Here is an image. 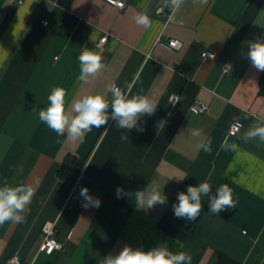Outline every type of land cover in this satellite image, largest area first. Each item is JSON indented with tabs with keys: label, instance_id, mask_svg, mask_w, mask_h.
Segmentation results:
<instances>
[{
	"label": "crops",
	"instance_id": "0c3cea01",
	"mask_svg": "<svg viewBox=\"0 0 264 264\" xmlns=\"http://www.w3.org/2000/svg\"><path fill=\"white\" fill-rule=\"evenodd\" d=\"M122 1L123 9L106 0H0V186L34 188L24 221L0 224V264L15 254L24 264H98L124 245L148 250L163 242L190 254L191 264H264V143L241 138L264 121L262 72L245 56L247 42L264 37V0H209L206 6L185 0L175 15L164 0ZM142 12L150 27L136 25L133 17ZM171 39L182 46L171 47ZM83 47L100 54L105 65L88 81L78 79ZM207 50L216 57L203 59ZM112 84L129 98L148 96L157 104L154 115L141 118L143 133H127L129 141L121 140L126 130L112 120L76 142L39 120L54 87L66 91L70 109ZM176 94L181 99L173 105ZM197 101L207 103L204 113L193 109ZM161 120L164 129L158 128ZM233 123L242 125L236 135L228 133ZM194 129L203 135L193 137ZM226 136L239 151L221 149ZM209 139L210 153L196 148ZM70 160L75 181L59 173ZM209 174L212 192L227 184L235 207L217 216L204 197L197 220L176 218L177 193ZM180 175L187 179L177 182ZM151 182L164 186L167 203L137 209L134 193ZM94 186L113 195L120 186L130 195L118 203ZM81 187L101 200L99 208L81 206ZM48 221L56 223L65 245L52 255L41 250Z\"/></svg>",
	"mask_w": 264,
	"mask_h": 264
},
{
	"label": "clouds",
	"instance_id": "9594fccd",
	"mask_svg": "<svg viewBox=\"0 0 264 264\" xmlns=\"http://www.w3.org/2000/svg\"><path fill=\"white\" fill-rule=\"evenodd\" d=\"M209 0H192L193 4L206 6ZM185 0H164L163 6L168 8L172 15L178 13ZM171 19V16L169 17ZM136 25L144 28L151 26L150 17L146 13H138L133 17ZM246 58L252 67L258 72H264V38H257L247 42ZM80 64V81H88L90 77H95L105 67L102 62L103 57L83 47L77 57ZM111 93V99H108ZM66 91L60 87L52 88L48 95V105L39 110V120L46 124L58 136L67 134V138L73 142L82 141L85 134L90 132L93 127L100 128L108 124L109 120L115 122V127L125 129L126 134H121L122 141H129L128 132L135 129L143 133L145 130L141 124V118L154 115L157 104L148 96H129L117 85H110L103 94H88L75 100L70 109H66ZM245 119L247 117H244ZM242 127V125H238ZM165 121L158 123V128L164 129ZM193 137L203 135L202 130L194 129L191 131ZM245 142L259 139L264 143V121L250 125L241 137ZM212 141H199L196 144L198 150L205 153L212 151ZM224 151L237 152L239 145L231 142L229 137H225L220 145ZM87 167V164H85ZM22 170V168L20 169ZM173 178V177H172ZM170 178V179H172ZM177 182L187 179V176L180 175L174 177ZM208 179L199 182L198 185H188L186 191L177 193L176 202L172 205V211L176 218L187 221H195L203 211V198L207 197L208 212L219 216L222 211L235 207L232 197V190L227 184L216 187L215 193L212 192V184ZM164 187V186H163ZM156 182L148 183L143 189L137 190L135 202L137 209L145 211L154 208L156 205L167 203V196ZM81 206L85 209L89 207L99 208L101 200L90 194L87 187H81L79 192ZM122 187L117 186L115 197L122 199L129 196ZM34 196V188L29 185L10 186L7 183L0 186V224L6 221L22 223L28 206ZM177 243V242H176ZM192 257L183 251L170 250L168 243L157 244L148 250L142 247L133 248L124 245L116 254L109 253L98 261V264H191Z\"/></svg>",
	"mask_w": 264,
	"mask_h": 264
},
{
	"label": "built area",
	"instance_id": "2783aa9c",
	"mask_svg": "<svg viewBox=\"0 0 264 264\" xmlns=\"http://www.w3.org/2000/svg\"><path fill=\"white\" fill-rule=\"evenodd\" d=\"M108 3H111L121 9L125 8L126 3L122 0H106ZM24 0H19V3H23ZM45 24H48V22H45ZM108 34L104 35L101 40H100V44L104 45L106 44L107 40H108ZM169 45L173 48L179 49L182 46V43L177 40V39H171L169 41ZM202 57L203 59H214L216 57V54L211 51V50H207L205 52L202 53ZM230 67L228 65H226L224 67L223 73H227L229 71ZM118 87H120L119 85H117ZM124 91V90H123ZM126 94H128L126 91H124ZM181 96L176 94L173 95L171 97V103L173 105H177L180 102ZM208 108V105L205 101H197L194 105H193V109L197 112V113H204ZM238 125H241V123H233L229 130L228 133L230 135H236L238 134L242 127H239ZM78 168L82 169V166L77 165ZM82 180V176L80 177L79 181ZM42 233H43V243H42V247L41 250L48 254V255H52L55 252L61 251L64 248V244L58 240L57 238V226L56 223L53 221H48L43 225L42 228ZM8 264H24L23 261L21 260V258L15 254L13 255L9 261Z\"/></svg>",
	"mask_w": 264,
	"mask_h": 264
},
{
	"label": "trees",
	"instance_id": "16d2710c",
	"mask_svg": "<svg viewBox=\"0 0 264 264\" xmlns=\"http://www.w3.org/2000/svg\"><path fill=\"white\" fill-rule=\"evenodd\" d=\"M259 85H260V93L262 95H264V72L261 73ZM75 165L76 164H75V162L73 160L65 161L62 164V166H61V168L59 170L60 176L62 178H64V179H68V180H71V181H75L76 176H77V173H78ZM92 190L95 191L96 193L100 194V195L110 196V197L114 198L118 203H122L123 202L121 199H117L115 197V195H113V193H111L110 191H107V190L103 189L102 187L94 186L92 188ZM161 227L164 230L172 233L173 235L180 236L179 231H177L173 227H168V225H166V223H162Z\"/></svg>",
	"mask_w": 264,
	"mask_h": 264
}]
</instances>
